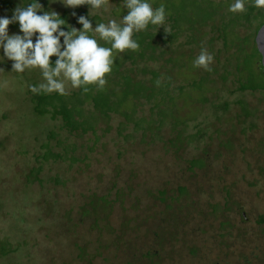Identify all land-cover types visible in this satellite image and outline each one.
<instances>
[{"label": "rangeland", "instance_id": "1", "mask_svg": "<svg viewBox=\"0 0 264 264\" xmlns=\"http://www.w3.org/2000/svg\"><path fill=\"white\" fill-rule=\"evenodd\" d=\"M214 1L222 3L218 14L223 15L215 18V25L234 26L232 15L225 16L234 1ZM8 2L9 7L0 2V17L11 18L17 6L26 5L24 0ZM149 2L154 9L168 2L175 10L181 6L188 10L192 3ZM40 3L58 14L84 7L68 8L62 0ZM107 7L90 18L107 23L119 21L127 12L122 0H108ZM238 25L227 33L221 26L215 33L209 27L202 29L199 47L185 45L184 33L170 43L156 39L157 53L162 51L164 57H168L165 49L181 44L183 53L171 51L168 61H186L188 67L175 69L164 60L156 62L160 68L143 61L133 66L142 80L147 81V72L153 69L174 77L168 89L174 98L169 103L164 93L158 96L159 103L167 105L160 115L168 112L161 129L154 124L135 131L130 124L121 135L122 118L117 116L100 117L95 132L80 136L60 129V121L40 119L30 103L22 106L20 94L32 92L29 86L39 79L38 69H26L29 75L33 70L32 83L28 76L20 85L11 71L12 61L0 50V242L15 250L0 256V264H264V224L259 222L264 217V174L259 170L264 167V96L260 90L237 91L238 80L259 86L263 78L254 59L258 55L246 38L248 30ZM18 26H9V34L18 33ZM163 26V31H171L167 15ZM201 49L214 57L211 71L191 67ZM240 50H246L243 55L248 58L241 71L236 67ZM204 75L213 82L206 83V92L201 93L190 85ZM71 89L69 84L66 92ZM203 96L208 102L201 100ZM224 101L228 110L213 107ZM237 101L249 109L243 111ZM141 102L137 115L155 119L153 101ZM249 111L251 117L242 119ZM44 129L56 135L50 147L60 156L57 159H42L45 135L35 134ZM70 157L78 160L71 162ZM194 159L202 160V165H192ZM40 166L41 183L32 171ZM179 188L185 190L179 193ZM161 190L166 196L158 194ZM74 244L85 247L87 257L77 258Z\"/></svg>", "mask_w": 264, "mask_h": 264}, {"label": "trees", "instance_id": "2", "mask_svg": "<svg viewBox=\"0 0 264 264\" xmlns=\"http://www.w3.org/2000/svg\"><path fill=\"white\" fill-rule=\"evenodd\" d=\"M24 1L26 2V5L32 2V0H24ZM183 1L192 2L189 3L191 6L190 5L187 6L188 10H186L184 6H181L178 10H175L172 6L170 7L168 2H165L166 3L165 12L169 20L171 21V26H170L171 31H168L170 33L163 31L164 26L156 30L155 25H151V24L147 27L146 30L138 33H134L133 39L138 41L140 45L139 49L137 51L126 50L124 53H118L115 55L114 63L112 65V71L111 73L106 74L105 79L107 83L102 90H98L95 85H88L87 92H84L81 88H74V89L72 88L71 91L66 92L65 95H60L55 92L51 94H44V93L34 94L33 92H29V91L27 92L20 91V94L22 95L21 97L22 106L25 103L27 105L30 103L33 114L38 115L40 119H44V118L46 119V117H48L49 120L52 122L60 121V127H59L60 129L66 130L71 135L77 133L78 135L76 136L84 135L88 132H95L96 131L95 126L98 120L100 119V117H103V119L105 120H110L112 119V116H117L122 118V121L118 123V127L121 128L119 135H121L120 134L121 131L124 130V128H126L127 125L130 124L131 125L133 124V126L135 127V131H137L136 130L137 128L151 129L154 124L160 126L161 129V127L163 126L164 119L168 112H165L164 115H160V110L165 109L167 105L159 103L158 96L165 95L163 97H165V99H167L169 103L172 102L174 97L170 96L171 93L168 91V89L172 85V82L174 81V80L172 81V79H174V77L170 76V74L161 75L158 71H156V69H153L147 72V74L149 73V77H148L149 79L147 81L142 80L137 78V73H135L136 71L133 72V66L138 64L139 61H143L144 64L146 65L147 62L156 63L159 60H164L165 63L171 64L172 66H174L175 69H179L183 65H186V67H188L187 66L188 62L186 61H180L178 63H172L171 61H168L170 60L169 56H172L171 51H179V47H182L181 44L173 46L170 49H165L167 51L165 55H168V57H164V55H162L161 53L162 51L157 53L158 44L156 39H161L162 40L161 42L163 43H170V41L173 40V38L177 37L178 34L184 33V35H186L187 37L185 45H193L194 47L195 46L199 47L200 42L203 40L201 37V33H203L202 29L209 27L210 31L215 33L214 31L215 28L221 26L223 31L227 33L228 29L234 28L237 24H239L238 26H241L242 28H246L248 30L246 33V38L247 36H249V41L253 47L252 50L258 55L257 57H254V59L257 58L258 60L260 72L263 78L262 79L263 82H261V85L259 86L254 85L253 83H251L250 80L248 81L238 80L237 91L254 92L260 90L262 96H264V68L260 64V55L258 54L254 43V37L256 35V32L264 23V8L255 7L254 0H245V11L238 13H232L228 11L225 14V16L232 15L231 17L234 18L233 21H235V25L229 27L230 25H227V23L225 22L221 23L220 25H215V18L219 16L221 17L222 15V14H218L220 13L219 11H221L219 9L220 6H222V3H216L214 0H183ZM0 2L3 5H5V7H9L8 0H0ZM153 5L155 6L154 3ZM85 7H87V5H84L83 8L76 10L75 11L76 15L87 16L88 11ZM72 13L73 12L63 11L59 15L61 19H64L67 22V24H70L79 29L82 26L77 23L76 17H74ZM89 19H91L92 24L94 20L97 21V23L100 22V20L94 16L92 18L89 17ZM209 21H211V23H209ZM229 22H231V20ZM14 25L16 24H10L9 26L14 27ZM220 35L221 34H219V36ZM215 38L216 37L213 36L210 40L214 41ZM98 43L101 46L110 47L109 44H106L105 42L100 41L99 39H98ZM207 43L203 42V44H206V46ZM240 51L243 53L241 54L242 56L241 60H237L239 63H237L236 67L238 69L240 68L241 71L242 69L247 68L246 65L248 63V58L247 57L244 58L243 55L246 52V50L245 51L240 50ZM179 52L183 53L182 51ZM250 54H252V52ZM52 59L54 60L55 57H53ZM157 66L158 68L162 67V65H157ZM191 67H193V64L191 65ZM37 73H38L37 77H39L38 80H40L41 74L39 69ZM15 74L17 75L18 78L17 79L18 84H20V82H22L25 79V77L28 76L30 77V83H32L31 81L33 78L31 79V76L33 75V70L30 75L25 70L22 77L20 73H15ZM208 74L211 75V73ZM210 75H204L203 77L198 78V80L193 81L190 86L192 88L199 90V92L201 93H205L206 83L213 82V80H210L209 77H207ZM158 76H161L162 78V80H160L161 83L159 86H157L156 84ZM163 76H167V77H163ZM38 80H35L34 83H32L31 85H37L40 82H42V80L40 81ZM165 88L167 91H164ZM182 89L183 87H180L178 92L180 91V93H182L183 91ZM142 100L148 101L150 102V104L153 101V105H151V112H153L152 114L155 115V119H148L143 116L139 117L137 115L138 114L137 110H139V106H142V102H141ZM202 100L204 102L208 101L205 97L202 98ZM243 103H244L243 101L236 102L238 106L241 105L244 106ZM213 107L219 111H226L229 108V103L227 101H224L219 104H214ZM17 108L18 105L16 106V109ZM16 109H14V111ZM248 109H249L248 105L246 107L244 106L243 111ZM216 110H214V112H216ZM251 111L245 112L243 114L244 116L243 117L241 116V118L244 120H246V118L249 119V117H251ZM174 122L177 121L172 120L171 123ZM150 123L152 124V126ZM250 128L252 129L255 128L253 122H250ZM41 133L45 135V143L42 145V148L45 149V153L42 155V159L46 161L49 158H53V159L59 158L60 156L52 152L50 147L51 142L54 141V139H56L55 133L50 129H44L43 131L40 130L35 135L37 136ZM180 133H181L180 131L176 132L177 142L179 141ZM73 146H71V148H75V145ZM69 160L71 162H76L78 159L76 157L74 158L70 157ZM201 163L202 160L200 159H194L191 161L192 165L201 166L202 165ZM41 170H42L41 166L32 169V171H34L36 174V175L34 174L35 175L34 180H36L39 183H41L40 182L41 180L38 178V174L40 173ZM259 170H260V174H264V167H261ZM54 183L59 184L60 181L58 179H55ZM183 190H185V188L178 189L179 193L183 192ZM158 194H160V196H166V192L164 190L158 191ZM106 203L109 204L107 200ZM105 204H99V205H105ZM86 206L87 204L85 205V207ZM85 207L84 208L82 207V209L85 210V213H87L88 209ZM88 207L91 208L90 206ZM259 222L264 224L263 216L259 218ZM74 248L77 251V258L83 259L84 257H87L85 247L74 244ZM14 251L15 250H11L10 247H8V245L3 241L0 242V254H1L0 256L5 257V255L12 253ZM127 264H131V263H127Z\"/></svg>", "mask_w": 264, "mask_h": 264}, {"label": "clouds", "instance_id": "3", "mask_svg": "<svg viewBox=\"0 0 264 264\" xmlns=\"http://www.w3.org/2000/svg\"><path fill=\"white\" fill-rule=\"evenodd\" d=\"M62 3L73 9L88 6L87 16L72 13L82 27L78 29L67 24L55 11H46L40 0L17 6L11 18L0 17V50L4 59L12 61L11 71L40 70L42 82L29 86L34 94L65 95L69 84L84 92L88 91V85L102 90L107 83L106 74L112 71L115 55L139 49L138 41L133 39L134 33L146 30L150 24L163 26L166 19L164 4L154 9L149 0H122L127 12L119 21L109 19L93 27L89 17L100 9L107 11L108 0H62ZM254 5L264 8V0H254ZM228 11H245V0H234ZM17 23L18 33L9 34V25ZM97 38L110 47L101 46ZM213 61V55L201 49L193 67L211 71ZM160 83L157 80V86Z\"/></svg>", "mask_w": 264, "mask_h": 264}, {"label": "water", "instance_id": "4", "mask_svg": "<svg viewBox=\"0 0 264 264\" xmlns=\"http://www.w3.org/2000/svg\"><path fill=\"white\" fill-rule=\"evenodd\" d=\"M254 43L257 49L258 54L260 55V62L262 67L264 68V23L261 27L257 30Z\"/></svg>", "mask_w": 264, "mask_h": 264}, {"label": "flooded vegetation", "instance_id": "5", "mask_svg": "<svg viewBox=\"0 0 264 264\" xmlns=\"http://www.w3.org/2000/svg\"><path fill=\"white\" fill-rule=\"evenodd\" d=\"M201 100H202V99H201ZM207 102H208V101H207ZM249 121H250V120H249ZM197 123H198V124H202L203 122H202V121H198Z\"/></svg>", "mask_w": 264, "mask_h": 264}]
</instances>
